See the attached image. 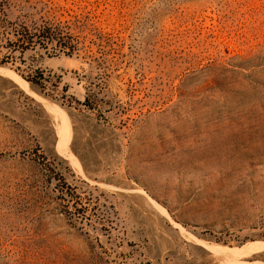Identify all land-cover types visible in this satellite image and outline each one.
I'll return each instance as SVG.
<instances>
[{
    "label": "rangeland",
    "instance_id": "1",
    "mask_svg": "<svg viewBox=\"0 0 264 264\" xmlns=\"http://www.w3.org/2000/svg\"><path fill=\"white\" fill-rule=\"evenodd\" d=\"M0 264H264V0H0Z\"/></svg>",
    "mask_w": 264,
    "mask_h": 264
},
{
    "label": "trees",
    "instance_id": "2",
    "mask_svg": "<svg viewBox=\"0 0 264 264\" xmlns=\"http://www.w3.org/2000/svg\"><path fill=\"white\" fill-rule=\"evenodd\" d=\"M70 23V22H69ZM60 22L55 18L46 19L37 25L30 35L19 33L17 42L24 47H39L43 50H50L52 54L63 53L72 55L78 50L80 41L78 36L71 33L72 25L79 28L85 24L84 21L74 18L73 24ZM28 37V38H26ZM30 81V80H29ZM35 84L34 81H30Z\"/></svg>",
    "mask_w": 264,
    "mask_h": 264
},
{
    "label": "crops",
    "instance_id": "3",
    "mask_svg": "<svg viewBox=\"0 0 264 264\" xmlns=\"http://www.w3.org/2000/svg\"><path fill=\"white\" fill-rule=\"evenodd\" d=\"M8 79H10L12 82H14L18 87H20L22 90L23 89V86H27V83L24 82L23 80H19L18 78H14L13 76H10ZM25 91V90H24ZM26 92V91H25Z\"/></svg>",
    "mask_w": 264,
    "mask_h": 264
},
{
    "label": "water",
    "instance_id": "4",
    "mask_svg": "<svg viewBox=\"0 0 264 264\" xmlns=\"http://www.w3.org/2000/svg\"><path fill=\"white\" fill-rule=\"evenodd\" d=\"M56 142H57V140H56Z\"/></svg>",
    "mask_w": 264,
    "mask_h": 264
}]
</instances>
